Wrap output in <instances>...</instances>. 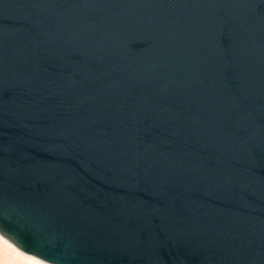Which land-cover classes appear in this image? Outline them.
Returning a JSON list of instances; mask_svg holds the SVG:
<instances>
[{
	"label": "water",
	"instance_id": "1",
	"mask_svg": "<svg viewBox=\"0 0 264 264\" xmlns=\"http://www.w3.org/2000/svg\"><path fill=\"white\" fill-rule=\"evenodd\" d=\"M0 210L47 264H264V0H0Z\"/></svg>",
	"mask_w": 264,
	"mask_h": 264
},
{
	"label": "snow or ice",
	"instance_id": "2",
	"mask_svg": "<svg viewBox=\"0 0 264 264\" xmlns=\"http://www.w3.org/2000/svg\"><path fill=\"white\" fill-rule=\"evenodd\" d=\"M25 252L34 253L41 259ZM57 252L58 249L45 243L42 232L28 223L22 224L16 218L6 216L0 210V264H44L45 260L51 261Z\"/></svg>",
	"mask_w": 264,
	"mask_h": 264
},
{
	"label": "built area",
	"instance_id": "3",
	"mask_svg": "<svg viewBox=\"0 0 264 264\" xmlns=\"http://www.w3.org/2000/svg\"><path fill=\"white\" fill-rule=\"evenodd\" d=\"M44 264H47V263H44Z\"/></svg>",
	"mask_w": 264,
	"mask_h": 264
}]
</instances>
